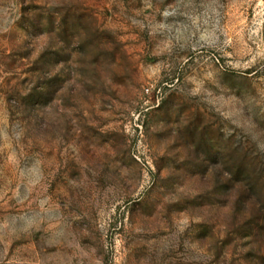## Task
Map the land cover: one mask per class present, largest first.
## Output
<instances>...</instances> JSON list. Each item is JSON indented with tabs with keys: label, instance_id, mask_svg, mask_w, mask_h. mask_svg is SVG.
Instances as JSON below:
<instances>
[{
	"label": "rangeland",
	"instance_id": "1",
	"mask_svg": "<svg viewBox=\"0 0 264 264\" xmlns=\"http://www.w3.org/2000/svg\"><path fill=\"white\" fill-rule=\"evenodd\" d=\"M0 264H264V0H0Z\"/></svg>",
	"mask_w": 264,
	"mask_h": 264
}]
</instances>
